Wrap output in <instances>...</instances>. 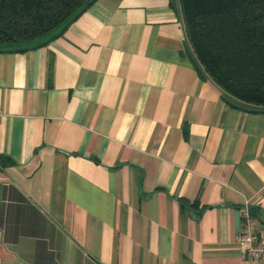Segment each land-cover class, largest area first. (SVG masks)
Wrapping results in <instances>:
<instances>
[{
  "label": "crops",
  "instance_id": "1",
  "mask_svg": "<svg viewBox=\"0 0 264 264\" xmlns=\"http://www.w3.org/2000/svg\"><path fill=\"white\" fill-rule=\"evenodd\" d=\"M0 49V264H264V109L195 65L174 0H94ZM11 160V162H8Z\"/></svg>",
  "mask_w": 264,
  "mask_h": 264
},
{
  "label": "trees",
  "instance_id": "2",
  "mask_svg": "<svg viewBox=\"0 0 264 264\" xmlns=\"http://www.w3.org/2000/svg\"><path fill=\"white\" fill-rule=\"evenodd\" d=\"M93 1L0 0V49L63 32ZM174 2L200 72L236 101L264 109V0Z\"/></svg>",
  "mask_w": 264,
  "mask_h": 264
},
{
  "label": "built area",
  "instance_id": "3",
  "mask_svg": "<svg viewBox=\"0 0 264 264\" xmlns=\"http://www.w3.org/2000/svg\"><path fill=\"white\" fill-rule=\"evenodd\" d=\"M250 198H245L240 205L242 227L236 235V242L249 258L264 260V238L258 233V219L250 212Z\"/></svg>",
  "mask_w": 264,
  "mask_h": 264
}]
</instances>
